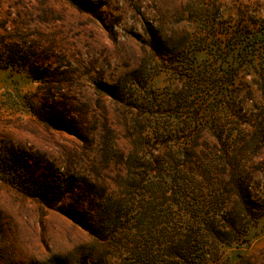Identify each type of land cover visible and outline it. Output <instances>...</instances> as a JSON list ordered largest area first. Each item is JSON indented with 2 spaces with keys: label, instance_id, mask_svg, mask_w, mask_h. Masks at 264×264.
I'll list each match as a JSON object with an SVG mask.
<instances>
[{
  "label": "rangeland",
  "instance_id": "374dc122",
  "mask_svg": "<svg viewBox=\"0 0 264 264\" xmlns=\"http://www.w3.org/2000/svg\"><path fill=\"white\" fill-rule=\"evenodd\" d=\"M79 1L80 9L68 0H0V150L17 165L0 168V264H118L121 252L85 227L88 216L95 228L111 208L127 174L118 158L106 162L104 149L141 150L154 122L161 149L188 144L181 130L195 135L185 120L199 90L178 79L179 64L162 59L182 51L186 68L222 69L241 57L228 38L251 29L250 20L264 25V0ZM258 63L264 67V53ZM250 80L243 73L237 84ZM250 87L252 100L242 106L261 116L264 93ZM46 100L63 120L44 124L30 113ZM247 166L263 205L264 145ZM85 180L90 193L80 191ZM72 212L75 223L63 215ZM223 252L232 264H264V219L249 228L245 245Z\"/></svg>",
  "mask_w": 264,
  "mask_h": 264
},
{
  "label": "trees",
  "instance_id": "16d2710c",
  "mask_svg": "<svg viewBox=\"0 0 264 264\" xmlns=\"http://www.w3.org/2000/svg\"><path fill=\"white\" fill-rule=\"evenodd\" d=\"M68 1L80 9L79 0ZM248 24L251 29L228 38L227 48H239L241 57L222 69L194 66V62L186 68L188 60L182 51L176 58L162 59L168 65L179 64L183 71L178 79L191 80L199 90L195 113L185 120L196 125L195 135L185 126L181 130L188 144L178 150L161 149V126L154 122V136L142 142L141 150L124 156L111 146L104 149L106 162L118 158L127 174L116 183L118 196L111 208L100 211L95 228L88 216L85 227L100 245L121 252L118 264H232L224 258L223 249L245 245L249 228L264 219V200L258 206V190L247 171L258 146L264 145L258 141L264 138V112L258 111V116L242 106L252 100L250 85L264 93V67L255 64L256 55L264 53V25L251 20ZM243 73L250 77L249 85L237 84ZM47 101L39 111L30 108V113L44 124L63 120L48 108ZM245 126L252 128L251 136ZM4 166L13 170L17 165L15 156L2 149L0 168ZM84 183L80 191L90 193L93 183ZM63 215L76 222L74 212ZM235 264L251 263L240 258Z\"/></svg>",
  "mask_w": 264,
  "mask_h": 264
}]
</instances>
